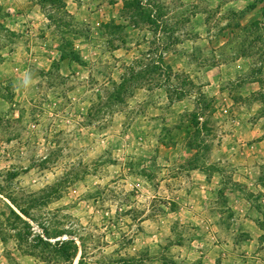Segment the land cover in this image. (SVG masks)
Returning a JSON list of instances; mask_svg holds the SVG:
<instances>
[{
  "label": "rangeland",
  "instance_id": "rangeland-1",
  "mask_svg": "<svg viewBox=\"0 0 264 264\" xmlns=\"http://www.w3.org/2000/svg\"><path fill=\"white\" fill-rule=\"evenodd\" d=\"M229 1L0 0V264L197 260L187 246L204 190L222 208L251 194L234 179L252 141L224 138L248 128L234 122L244 102L260 104L264 132V0ZM240 59L251 73L229 89L241 106L215 114L198 75ZM255 82L262 97L243 99ZM198 114L209 134L196 141ZM191 145L223 189L193 177Z\"/></svg>",
  "mask_w": 264,
  "mask_h": 264
},
{
  "label": "crops",
  "instance_id": "crops-1",
  "mask_svg": "<svg viewBox=\"0 0 264 264\" xmlns=\"http://www.w3.org/2000/svg\"><path fill=\"white\" fill-rule=\"evenodd\" d=\"M181 1L191 3L190 0ZM191 1L195 3L197 0ZM260 2V0H238V2L233 0L227 2L226 5L240 4L245 5L243 9H247L260 6ZM214 5L216 9L219 8L220 5H223V0H214ZM205 44L209 45V42L205 41ZM225 44L227 45V42ZM250 73L251 64L243 59L233 62L230 67H208L201 70L198 76L207 94L213 98L215 114L222 113L221 116H229L232 111L241 106L235 100V93H232L229 88L239 78H247ZM249 86L242 97L245 100H255L261 94L262 87L260 83L256 82ZM183 104L184 102L177 103L171 110L181 107ZM253 104L254 106L249 107V103L244 102L242 106L245 111L242 109L246 114L239 117L241 120L234 121L236 124H245L244 126L248 128L243 131L233 130L229 137H224L241 139L243 143L245 141L247 146L252 141L249 151L253 154L254 159H250L248 154V161L240 163L234 179L235 185L241 186V189L251 194L248 197L239 191L226 196V206L222 208L217 204L218 196L213 195V190H204L203 197L199 199V213L193 214L196 222H192L189 230L192 237L187 246V248L192 247V252L198 258L186 264H199L201 262L202 264H264V183L261 181V170L264 162V132L258 131L253 126L252 121L258 118L261 111L258 102ZM253 135H255L254 140L252 139ZM224 150L227 149H221V151ZM228 150L232 151L233 149L228 148ZM237 167L235 166L234 169ZM238 172L241 173L240 176ZM192 175L203 178L204 184L209 187L217 186L216 190L224 187L221 177L209 178L200 171H193ZM197 192L199 193L200 189H197ZM209 192L211 193L209 194ZM204 207L211 209L204 211ZM205 258L209 260L206 261Z\"/></svg>",
  "mask_w": 264,
  "mask_h": 264
},
{
  "label": "trees",
  "instance_id": "trees-1",
  "mask_svg": "<svg viewBox=\"0 0 264 264\" xmlns=\"http://www.w3.org/2000/svg\"><path fill=\"white\" fill-rule=\"evenodd\" d=\"M135 4V5H134ZM128 8H131L130 6H133V7H137L138 8V10H141V6H140V4L137 2H135V3H131V4H127L126 5ZM126 6H125V8H126ZM242 14H244V12L242 13ZM143 16V18H144V16L145 15H142ZM146 18L148 19V17L146 16ZM151 24H154L152 21H151ZM154 26H156V25H154ZM148 72H146V71H143L142 73H141V75L140 76H142V77H140V79H142L143 78V76H145L144 78H143V80H145L148 76L146 75ZM134 80V79H133ZM133 80H129V82H128V84L126 85V83L124 82V83H122L120 86H118L117 87V89H116V91L111 95V98L110 99H112L113 97H115V95H120V92L122 91V92H126L127 91V89H128V86H129V84L133 81ZM174 94H176V95H179V92L178 91H176ZM184 95V97H187V95L186 94H183ZM261 96V94L259 95V97ZM183 97V96H182ZM262 97V96H261ZM179 101H176V102H181V97L178 99ZM255 100H257V98L255 99ZM172 104H174V103H170V105H172ZM201 108H203V105H201L200 106ZM212 108H213V105H212ZM204 117L201 115V114H198V115H196V116H192V118H191V123H190V125H191V127L192 128H194V129H196V132H195V134H194V136H193V138L196 140V141H199V139H202V137H204V138H206V135H208L209 134V131L207 130L208 128H207V124H205V123H203V124H201V121L200 120H202ZM211 134V133H210ZM200 145H205V142H203V143H200ZM190 150H193L194 152H195V157L190 161V163L191 164H193L194 165V167L192 168L193 170L192 171H200V172H202V173H204V171H205V169H204V167H203V165H201V164H198V156L200 155L199 153L201 152V149L199 148V147H194V146H192L191 145V147L189 148ZM211 152V151H210ZM199 154V155H198ZM192 167V166H191ZM21 213H23L22 211H21Z\"/></svg>",
  "mask_w": 264,
  "mask_h": 264
},
{
  "label": "clouds",
  "instance_id": "clouds-1",
  "mask_svg": "<svg viewBox=\"0 0 264 264\" xmlns=\"http://www.w3.org/2000/svg\"><path fill=\"white\" fill-rule=\"evenodd\" d=\"M28 83H30L31 81H30V78H29V80L27 81Z\"/></svg>",
  "mask_w": 264,
  "mask_h": 264
}]
</instances>
